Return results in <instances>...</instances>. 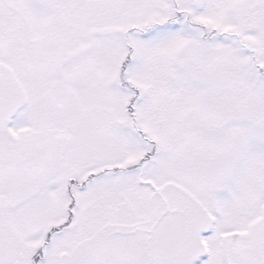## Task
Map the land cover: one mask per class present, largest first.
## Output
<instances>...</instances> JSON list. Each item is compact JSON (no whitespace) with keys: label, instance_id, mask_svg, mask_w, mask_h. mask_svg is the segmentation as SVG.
Returning <instances> with one entry per match:
<instances>
[{"label":"snow or ice","instance_id":"obj_1","mask_svg":"<svg viewBox=\"0 0 264 264\" xmlns=\"http://www.w3.org/2000/svg\"><path fill=\"white\" fill-rule=\"evenodd\" d=\"M0 264H264V0H0Z\"/></svg>","mask_w":264,"mask_h":264}]
</instances>
